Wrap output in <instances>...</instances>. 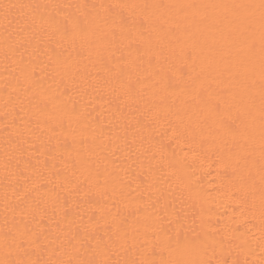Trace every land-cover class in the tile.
I'll list each match as a JSON object with an SVG mask.
<instances>
[{
  "label": "bare ground",
  "instance_id": "bare-ground-1",
  "mask_svg": "<svg viewBox=\"0 0 264 264\" xmlns=\"http://www.w3.org/2000/svg\"><path fill=\"white\" fill-rule=\"evenodd\" d=\"M29 3L103 16L101 4L259 0H0V5ZM194 11L111 9L112 16L129 20L123 29L115 27V37L112 28L101 26L98 36H104L107 50L93 38L73 51L66 43L58 47L54 37L49 52L66 58L57 64L48 59L45 44L37 43L39 37L26 34L24 47L8 51L17 37L6 42L0 8V260L9 252V259L17 257L5 243L9 230L23 234L31 259L46 261L67 258L62 248L71 250V237L95 226L94 235L110 243L126 234L127 244L112 256L121 264L178 258L177 233L182 241L195 239L197 258L213 264L264 262L258 113L253 138L233 142L220 131L229 114L211 111L206 103L230 100L246 83L259 107L258 26L251 61L237 67L246 56L243 45L210 51L205 39L219 34L210 22L193 18ZM12 14L22 15L20 9ZM145 14L152 20L141 26ZM21 53L35 69L27 82L14 63ZM127 62L133 68L117 78L118 66ZM128 75L130 95L121 88ZM31 209L36 212L26 215ZM156 235L173 237L172 247L154 250Z\"/></svg>",
  "mask_w": 264,
  "mask_h": 264
},
{
  "label": "snow or ice",
  "instance_id": "snow-or-ice-1",
  "mask_svg": "<svg viewBox=\"0 0 264 264\" xmlns=\"http://www.w3.org/2000/svg\"><path fill=\"white\" fill-rule=\"evenodd\" d=\"M67 6L52 4V3H29V4H3L0 8L3 9L2 18L4 21L3 27L8 36L7 40L13 36L17 37L15 44L8 46V51L13 54L18 47H24L26 34L31 35L33 39L39 37L37 43L43 42L45 44V54L50 61H55L57 64L66 62V58L62 59L60 53L55 51L49 52L48 45L52 42L54 37H59L57 41L58 47H63L64 43L68 45L73 51L76 50L77 43L81 46L85 42H90L96 38L99 42V47L105 48L103 44V35L101 33L103 25L105 28H112V35L115 37V27L123 29L128 23L129 18L123 16L115 17L111 15V9L115 8H137L141 7L147 9L159 8H179L181 10L193 9V18L197 16L201 21L210 22L211 26L217 29L218 38L213 36L211 42L205 39L206 46L210 51H223L230 49L233 46L242 44V52H246V56L239 59L237 67L243 66L245 59L249 62L256 47L255 33L259 31V47H260V102L259 107L256 106L255 96L249 91V85L241 83L240 91L233 94L230 100H217L214 104L210 101L208 103L210 110L216 113L227 112L229 115L220 122V131L225 137H230L233 142L237 138H253L255 123L257 120V113L259 117L260 127V181H261V197L260 209L261 215L264 217V0H259V3H235V4H204V5H99L103 10L104 15L100 16L98 13L80 12L76 15H70L62 12L61 9ZM86 5H77L78 9L86 8ZM93 5V8H96ZM20 9L22 15L20 17H13L12 10ZM26 10V11H25ZM212 10V14H209ZM217 10H219L217 12ZM152 20L150 15L145 14L140 18L141 26L149 24ZM133 24L136 23L132 19ZM13 24L16 27H12ZM12 29L9 31V29ZM106 35V33L104 34ZM67 50V49H66ZM27 51V48H25ZM109 51V55H112ZM6 57L8 52L5 53ZM70 55V53H69ZM98 58L103 59L102 53L98 52ZM17 63L20 75L25 82L33 80L35 77V69L31 67V62L25 63L23 60V53L20 54V59L14 61ZM133 64L127 62L122 66H118L116 76L119 78L125 73V70H131ZM16 71V68H13ZM239 73H237V76ZM121 88L126 95H130L133 91V83L131 76L128 75L126 80L121 81ZM24 91L27 93L29 89L25 87ZM35 96V92H33ZM31 99V98H30ZM235 113L233 116L232 113ZM227 146V141H225ZM7 169V165H5ZM35 209L28 210L25 214H34ZM162 230V227H161ZM97 231L95 226H89L83 230V235L77 233L71 237V250L67 251L62 248L63 255L67 258L49 259L41 261L40 259H31L32 253L24 247L23 234L13 233L11 230L5 234V243L9 248H14L17 252L15 259H9L8 256L4 260H0V264H121V261L113 259L112 256L117 247L124 248L127 244L126 234L124 238H118L117 241H105L102 237H96L94 233ZM155 232L156 228L152 227ZM11 240L9 244L8 241ZM147 239V236L145 237ZM95 241V243H93ZM173 237L167 236L161 238L159 235L155 236V248L164 250L172 247ZM175 251L179 254L178 258L168 261H160L159 264H213L211 259L197 258L199 245L195 239L179 238V233L175 238ZM153 254L155 252L153 251ZM22 256L29 257L28 259ZM124 264H129L125 261ZM131 264H136L135 261ZM139 264H157L154 260H141ZM215 264H224L222 260H216ZM233 264H242L240 260H234ZM243 264H247L244 261ZM264 264V262H262Z\"/></svg>",
  "mask_w": 264,
  "mask_h": 264
}]
</instances>
